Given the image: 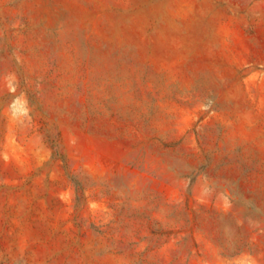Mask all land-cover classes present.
<instances>
[{"label": "rangeland", "instance_id": "rangeland-1", "mask_svg": "<svg viewBox=\"0 0 264 264\" xmlns=\"http://www.w3.org/2000/svg\"><path fill=\"white\" fill-rule=\"evenodd\" d=\"M0 264H264V0H0Z\"/></svg>", "mask_w": 264, "mask_h": 264}]
</instances>
